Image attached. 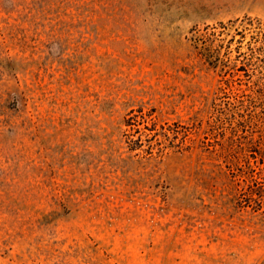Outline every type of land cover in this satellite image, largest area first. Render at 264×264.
Here are the masks:
<instances>
[{"label":"rangeland","instance_id":"rangeland-1","mask_svg":"<svg viewBox=\"0 0 264 264\" xmlns=\"http://www.w3.org/2000/svg\"><path fill=\"white\" fill-rule=\"evenodd\" d=\"M258 24L264 0H0V264H264Z\"/></svg>","mask_w":264,"mask_h":264},{"label":"trees","instance_id":"trees-1","mask_svg":"<svg viewBox=\"0 0 264 264\" xmlns=\"http://www.w3.org/2000/svg\"><path fill=\"white\" fill-rule=\"evenodd\" d=\"M256 28H258L259 29V34L260 35H264V29H261L260 28V24H258V26L256 27ZM258 39H259V35L257 34V36H256V38H253V44L255 45V46H253L252 48H251V50H253V51H255L256 49H261V48H263L264 47V40L263 41H258Z\"/></svg>","mask_w":264,"mask_h":264}]
</instances>
